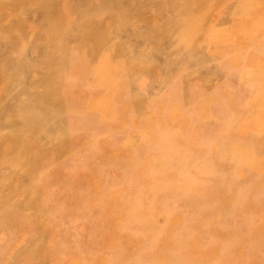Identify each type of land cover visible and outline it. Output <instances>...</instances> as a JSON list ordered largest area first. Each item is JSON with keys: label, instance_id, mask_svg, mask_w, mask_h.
<instances>
[{"label": "rangeland", "instance_id": "1", "mask_svg": "<svg viewBox=\"0 0 264 264\" xmlns=\"http://www.w3.org/2000/svg\"><path fill=\"white\" fill-rule=\"evenodd\" d=\"M14 1L0 0V264H264L257 77L230 61L207 84L183 70L162 81L160 60L105 81L102 36L81 30L110 26L98 0ZM103 88L110 106L95 102Z\"/></svg>", "mask_w": 264, "mask_h": 264}, {"label": "bare ground", "instance_id": "2", "mask_svg": "<svg viewBox=\"0 0 264 264\" xmlns=\"http://www.w3.org/2000/svg\"><path fill=\"white\" fill-rule=\"evenodd\" d=\"M21 1V3L20 0L14 1V3L16 6L27 3V0ZM30 1L42 12L45 10L50 12L51 0ZM211 1L213 2V0H98L93 7L91 6L90 10L96 16V20H99L103 19L100 12L107 9L112 17L110 26L104 29L103 25H99L94 31H90V27L86 24L81 26L84 36L90 35L94 39L102 36L103 39L101 49H98L101 58L99 57L98 61L92 66L95 69L94 73L98 74L101 77L100 79L108 81L113 76L114 70L118 71L119 68L123 70L133 65H151L161 60L160 67L164 71L162 81L168 75L170 77L172 72L174 73L173 77H175L179 70H183L182 75L184 77L199 76L203 84H207L210 82L211 76L217 73L220 67H223L222 64L217 63L216 57L221 56L223 58L229 54V63L230 61L231 63H237L234 69L238 70L241 75H255L254 77H257L259 81V89L264 90V81L261 80H264V51L256 53L253 47H246L242 51L234 50L225 54V51L222 50L223 42L236 34L247 41L259 39V45H264V0H240L244 5L240 10L234 12L237 19H230L228 17L229 13L220 11L217 13V16L220 17L219 21H211L207 24V14L213 12L210 6ZM83 4L84 1H81V5ZM74 6L76 5H72V8H75ZM151 15H155L153 20L149 19ZM105 49L113 52V55L104 57L102 51ZM96 52L98 54L97 50ZM252 59H256L258 66L261 65L260 72L255 73L254 68L249 70L251 68L249 63ZM166 60L169 62L168 65H165ZM9 73L12 77H17V72L11 71ZM146 84L141 82L139 85H134L132 87L134 95L136 94V96L145 100L144 94L146 91L143 90V87ZM109 91H111L110 88L109 90L103 88L101 92L97 93L95 102L109 105L110 100L113 98V93H108ZM45 97L46 94L42 95L39 97V101H42ZM45 108L39 109L37 114L34 113L42 123H48L49 121L46 119L47 107L45 106ZM148 109L149 104L143 102L140 112L146 116ZM146 121L149 123L147 117ZM16 133L14 130L8 136L10 138L15 137ZM18 148L19 144H14L12 149L18 150ZM24 159L27 161L22 156L23 162ZM16 160L18 163L20 162V159L17 158ZM28 263L24 262V264Z\"/></svg>", "mask_w": 264, "mask_h": 264}, {"label": "crops", "instance_id": "3", "mask_svg": "<svg viewBox=\"0 0 264 264\" xmlns=\"http://www.w3.org/2000/svg\"><path fill=\"white\" fill-rule=\"evenodd\" d=\"M212 3V4H211ZM211 11L215 12V15L211 18V21H219L220 17L217 16L220 11L229 13L230 19H237V15H234L236 11L240 10V8L244 5L240 2V0H213L211 1ZM231 26V25H230ZM242 36H238L237 34L230 37L229 39L225 40L222 44V50L225 51L224 53L233 52L235 51H242L243 49H246V47H253L254 51L256 53L263 52L264 51V45H259L260 40L254 39L251 41H247L245 39L241 38ZM224 63H223V69H230L231 64L229 63V54L224 56ZM216 74V73H214ZM184 79V78H183ZM181 79V80H183Z\"/></svg>", "mask_w": 264, "mask_h": 264}]
</instances>
